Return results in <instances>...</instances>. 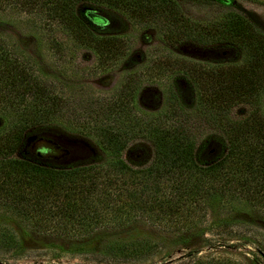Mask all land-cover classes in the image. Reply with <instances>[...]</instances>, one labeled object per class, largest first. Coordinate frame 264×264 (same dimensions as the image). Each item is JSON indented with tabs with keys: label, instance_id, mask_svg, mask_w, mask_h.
Instances as JSON below:
<instances>
[{
	"label": "trees",
	"instance_id": "trees-1",
	"mask_svg": "<svg viewBox=\"0 0 264 264\" xmlns=\"http://www.w3.org/2000/svg\"><path fill=\"white\" fill-rule=\"evenodd\" d=\"M13 4L28 13L45 6L50 18L102 61L120 59L125 49L117 38L96 37L87 23L94 27L107 22L97 13L78 12L80 4L115 10L135 22L159 21L173 45L186 39L236 47L241 62L213 69L176 64L186 83L166 95V109L157 117L135 110L134 81L122 86L114 101L88 103L78 117L65 112L64 99L37 75L20 49L0 38L2 220L19 222L38 234L82 238L139 219L155 223L201 216L210 201L228 208L239 201L264 207L262 31L237 13H227L210 25L189 23L171 0H0V6ZM191 92L196 98L194 113L184 100ZM241 107L248 108L246 115L234 119L232 111ZM206 124L221 135L219 148L198 145ZM56 125L93 137L107 162L88 164L90 154L84 146L52 133H39L25 142L30 129ZM132 139L151 144L153 161L148 168L135 171L123 162L122 153ZM22 148L25 154L19 158ZM9 232L0 230V243L12 251L19 242Z\"/></svg>",
	"mask_w": 264,
	"mask_h": 264
},
{
	"label": "rangeland",
	"instance_id": "rangeland-1",
	"mask_svg": "<svg viewBox=\"0 0 264 264\" xmlns=\"http://www.w3.org/2000/svg\"><path fill=\"white\" fill-rule=\"evenodd\" d=\"M171 1L189 23L210 25L227 13H237L264 33V0H227V5L220 0ZM25 9L16 4L0 6V38L20 49L19 54L28 59L37 75L47 79L64 99L65 112L78 117H82L90 102L114 101L128 81H134L135 110L157 117L166 109V95L186 83L176 64L213 69L241 62L236 47L199 45L186 39L173 45V41L167 42V29L159 21L135 22L115 10L80 4L78 12L97 13L107 22L94 27L87 23L96 37L117 38L125 49L120 59L102 61L50 18L45 6L29 13ZM226 51L229 52L224 56ZM184 100L188 111L194 113L193 93ZM247 110L236 108L231 116L241 119ZM261 112L264 114V98ZM201 131L198 145H222L216 128L206 124ZM39 133L56 134L84 146L90 154L88 164L108 160L93 137L57 125L30 129L25 142ZM24 154L22 148L17 156L22 158ZM122 160L131 170L148 168L153 161V148L146 140L132 139ZM2 218L0 212V230L9 229L19 246L11 251L0 243V264H223L221 260L225 264H264V207L245 206L242 201L235 203L234 208L210 201L201 216L173 218L171 222L165 218L155 223L139 219L121 227L102 228L82 238L38 234L19 222L18 226ZM120 248L122 253H112Z\"/></svg>",
	"mask_w": 264,
	"mask_h": 264
},
{
	"label": "flooded vegetation",
	"instance_id": "flooded-vegetation-1",
	"mask_svg": "<svg viewBox=\"0 0 264 264\" xmlns=\"http://www.w3.org/2000/svg\"><path fill=\"white\" fill-rule=\"evenodd\" d=\"M104 21V20H103Z\"/></svg>",
	"mask_w": 264,
	"mask_h": 264
}]
</instances>
